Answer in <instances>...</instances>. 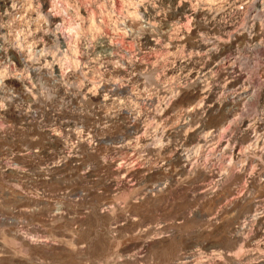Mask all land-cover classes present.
Wrapping results in <instances>:
<instances>
[{
  "label": "rangeland",
  "instance_id": "374dc122",
  "mask_svg": "<svg viewBox=\"0 0 264 264\" xmlns=\"http://www.w3.org/2000/svg\"><path fill=\"white\" fill-rule=\"evenodd\" d=\"M0 264H264V0H0Z\"/></svg>",
  "mask_w": 264,
  "mask_h": 264
}]
</instances>
